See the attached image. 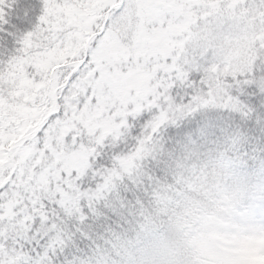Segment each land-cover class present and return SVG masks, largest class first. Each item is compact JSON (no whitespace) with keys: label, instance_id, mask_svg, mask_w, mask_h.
Listing matches in <instances>:
<instances>
[{"label":"snow or ice","instance_id":"6c2138e0","mask_svg":"<svg viewBox=\"0 0 264 264\" xmlns=\"http://www.w3.org/2000/svg\"><path fill=\"white\" fill-rule=\"evenodd\" d=\"M248 238L264 0H0V264H234Z\"/></svg>","mask_w":264,"mask_h":264},{"label":"rangeland","instance_id":"374dc122","mask_svg":"<svg viewBox=\"0 0 264 264\" xmlns=\"http://www.w3.org/2000/svg\"><path fill=\"white\" fill-rule=\"evenodd\" d=\"M218 239L222 238L212 234L198 241V243L201 247L207 248ZM235 255L234 264H264V238H248L239 241Z\"/></svg>","mask_w":264,"mask_h":264},{"label":"trees","instance_id":"16d2710c","mask_svg":"<svg viewBox=\"0 0 264 264\" xmlns=\"http://www.w3.org/2000/svg\"><path fill=\"white\" fill-rule=\"evenodd\" d=\"M234 43H236L238 47L241 46V42L240 41H235Z\"/></svg>","mask_w":264,"mask_h":264}]
</instances>
